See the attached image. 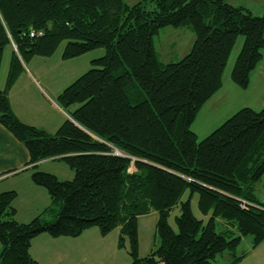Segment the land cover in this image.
Masks as SVG:
<instances>
[{
    "label": "trees",
    "instance_id": "16d2710c",
    "mask_svg": "<svg viewBox=\"0 0 264 264\" xmlns=\"http://www.w3.org/2000/svg\"><path fill=\"white\" fill-rule=\"evenodd\" d=\"M166 27H189L195 41L179 61L163 63L154 38ZM240 36L244 42L231 72L240 89L263 59L264 15L227 0H0V69L13 49L6 89H0V124L30 153L32 180L52 204L30 222L15 218V191L0 194V264H38L32 240L40 234L78 237L92 227L103 235L119 229L129 264H239L243 238L252 249L264 241V108L237 111L199 140L198 112L220 90ZM64 60L98 50L92 68L57 97L69 113L53 133L24 123L7 89L24 63L53 56ZM64 161L74 179L37 170ZM134 168V170H132ZM197 197L198 218L193 210ZM177 229L170 224L172 211ZM156 212L157 244L139 255V216Z\"/></svg>",
    "mask_w": 264,
    "mask_h": 264
},
{
    "label": "rangeland",
    "instance_id": "374dc122",
    "mask_svg": "<svg viewBox=\"0 0 264 264\" xmlns=\"http://www.w3.org/2000/svg\"><path fill=\"white\" fill-rule=\"evenodd\" d=\"M141 1L143 0H128V4L132 5ZM227 2L233 6L244 7L254 16L264 15V0H227ZM194 41V32L189 27H166L154 38L158 58L163 63L176 62L184 58L191 50ZM243 42L244 38L240 36L232 50L227 67L224 71L222 87L204 104L192 125V130L197 134L199 140L208 136L237 111L246 106L256 111H260L264 108V50L263 59L253 71L254 74H251L253 80L248 89H240L231 82L232 68ZM64 45L65 43H62L57 52L51 57H36L25 63L28 71L30 72V68L32 75L36 77L35 81L41 84L48 94L46 99L49 110L47 111H53V116L49 114V116L51 115V122L53 123L55 121L54 118H61V120H65V118L60 114L62 110L60 109L61 105H59L57 98L51 95L52 90L62 82L66 83V87H68L80 76L88 72L92 68L90 63L91 58L98 53V50H95L73 59L64 60L61 53ZM14 48L15 45H13V43L5 48L1 65L2 68H4L6 62L10 59L13 51L12 49ZM52 104L56 108L54 106L50 108ZM55 113L57 115H55ZM42 168L48 170L50 173L51 170L55 171L59 180L70 181L74 179V170L64 161L49 162ZM132 170H134V168H132ZM256 195L261 200L264 199V177L256 186ZM193 210L198 218L208 219V217L203 216L199 212L196 196L193 199ZM179 214L180 208L177 207L170 215L169 221L175 230L177 229L175 217ZM117 231L118 230L115 229L108 235H103L96 226L89 228L84 235H82V233V236H78L80 238L79 243L85 250L86 258L93 261L95 260V264H127L129 261L128 250L127 247L123 248L119 245V233ZM79 238L70 237V239ZM251 243L252 236L243 238L241 244L237 248V254L241 255L245 252L249 255L254 251L251 247ZM229 259H231L230 253L225 252L218 256L217 262L219 264H224L228 262Z\"/></svg>",
    "mask_w": 264,
    "mask_h": 264
},
{
    "label": "crops",
    "instance_id": "0c3cea01",
    "mask_svg": "<svg viewBox=\"0 0 264 264\" xmlns=\"http://www.w3.org/2000/svg\"><path fill=\"white\" fill-rule=\"evenodd\" d=\"M10 59H8L4 68L1 66L0 69L1 90L6 89ZM24 67V72L7 89L11 107L24 123L36 126L47 133L53 134L66 119L70 118L69 113L58 106L62 110L60 114L64 116L65 120L54 118V123L51 122V115L53 116L54 113L52 110L50 112L47 111L49 110L46 99L48 94L45 92L43 86L35 81L36 77L32 75L29 67L30 72L28 71L25 63ZM251 74L253 75L254 72ZM252 75L250 76V84L253 80ZM66 85V83L62 82L59 86L54 87L55 89L52 90L51 95L57 98L65 89ZM53 106V104L50 105V108H53ZM49 114L51 115L49 116ZM55 115L57 114L55 113ZM54 161L59 160L49 159L42 161L36 169L50 173L42 167ZM29 162L30 153L26 146L6 127L0 124V194L7 191H15L17 193L13 206L16 210V220L22 223L30 222L52 204L48 191L33 182L32 173L34 168ZM51 173L57 176L55 171L51 170ZM158 221L159 214L156 212L138 217V252L141 257L150 254L157 244L156 226ZM117 230L119 233V229ZM79 242L80 238L70 239L68 236L52 237L47 233H43L32 240L30 254L38 264H95V260L86 258L85 250ZM128 258L129 261L127 264L131 262L130 256ZM239 264H264V241Z\"/></svg>",
    "mask_w": 264,
    "mask_h": 264
}]
</instances>
